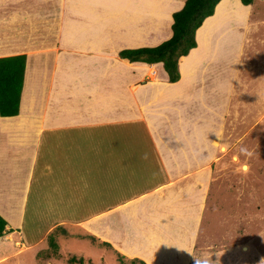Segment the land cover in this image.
<instances>
[{"label":"crops","instance_id":"obj_1","mask_svg":"<svg viewBox=\"0 0 264 264\" xmlns=\"http://www.w3.org/2000/svg\"><path fill=\"white\" fill-rule=\"evenodd\" d=\"M185 1L0 0V58L26 56L19 113L0 117V264H36L60 226L144 264L205 253L213 169L245 119L231 94L252 5H216L176 82L118 57L170 39ZM226 250L210 257L241 251Z\"/></svg>","mask_w":264,"mask_h":264},{"label":"rangeland","instance_id":"obj_2","mask_svg":"<svg viewBox=\"0 0 264 264\" xmlns=\"http://www.w3.org/2000/svg\"><path fill=\"white\" fill-rule=\"evenodd\" d=\"M251 5L250 27L231 94L232 104L244 102L240 116L245 119L238 127L241 140L237 150L222 147V155L226 154L222 166L213 169L199 238L206 250L193 264L203 258H209L210 264H264V0ZM52 233L57 236L56 245L49 247L47 240V245L40 246L36 264H79L78 260L82 264H131L107 250L108 244L92 242L78 228L60 226ZM233 246L241 251L224 253L217 260L210 257ZM21 258V264H31L30 255L24 253ZM71 258L76 262H70Z\"/></svg>","mask_w":264,"mask_h":264},{"label":"trees","instance_id":"obj_3","mask_svg":"<svg viewBox=\"0 0 264 264\" xmlns=\"http://www.w3.org/2000/svg\"><path fill=\"white\" fill-rule=\"evenodd\" d=\"M221 0H186L181 10L173 13L171 25L172 36L156 47L123 50L118 57L129 62H142L148 65L162 63L168 75V81H178V64L189 51L196 47L195 32L204 20L213 15L216 5ZM254 0H240L244 6L251 5ZM26 56L16 55L0 58V117H14L19 113L20 99L24 81ZM6 223L0 217V237L4 236ZM56 231V229L54 230ZM53 231V232H54ZM55 233L48 235L49 247L56 244ZM89 239L95 242V238ZM76 262L75 258L69 259ZM82 264V260H78ZM144 264L139 260H131V264Z\"/></svg>","mask_w":264,"mask_h":264},{"label":"clouds","instance_id":"obj_4","mask_svg":"<svg viewBox=\"0 0 264 264\" xmlns=\"http://www.w3.org/2000/svg\"><path fill=\"white\" fill-rule=\"evenodd\" d=\"M195 264H210V259L209 258L197 259L195 261Z\"/></svg>","mask_w":264,"mask_h":264},{"label":"bare ground","instance_id":"obj_5","mask_svg":"<svg viewBox=\"0 0 264 264\" xmlns=\"http://www.w3.org/2000/svg\"><path fill=\"white\" fill-rule=\"evenodd\" d=\"M244 249V248H243Z\"/></svg>","mask_w":264,"mask_h":264}]
</instances>
